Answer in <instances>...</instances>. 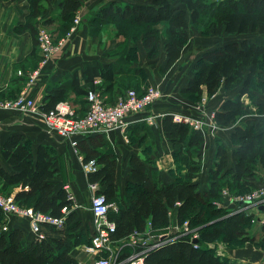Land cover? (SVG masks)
Returning a JSON list of instances; mask_svg holds the SVG:
<instances>
[{
  "label": "trees",
  "instance_id": "obj_1",
  "mask_svg": "<svg viewBox=\"0 0 264 264\" xmlns=\"http://www.w3.org/2000/svg\"><path fill=\"white\" fill-rule=\"evenodd\" d=\"M0 1L13 3L20 0ZM25 1L28 14L25 22L15 27V32H28L35 36V20L46 12V0ZM53 1L58 21L63 25L61 31L65 33L78 10L91 0ZM134 1L137 4L109 3L94 13L88 24H113L118 35L140 41L144 49L154 56L157 47L154 28L166 23L168 40L164 45L166 62L162 73H166L180 59L189 40L190 27L202 35L218 38L246 35L256 32L260 26L264 28V0ZM52 23L54 21L49 18L42 24L48 26ZM134 49L130 48L126 60L134 58ZM263 59L264 44L257 45L247 40L226 43L205 52L198 59L192 67V77L180 90L183 96L194 99H201L204 91L210 98L219 89L238 90L236 97L226 100L221 110L214 114L217 126L235 125L231 133L235 164L228 166L227 151L218 144L213 165L208 170V188L203 194L192 181L193 175L199 171V156L195 150L204 141L203 133L174 122L169 115L162 120L163 132L174 150L175 162L179 169L184 166L186 173L168 185L162 186L157 174L150 178L140 157L132 156L129 160L127 195L122 200L115 181L116 157L106 140H99L98 146L102 150L84 153L83 163L93 160L97 167L95 172L87 175L88 182L90 185L98 184L99 193L103 194L105 200L118 207L116 213L110 212L108 215L115 224L114 240L143 233L147 224L153 235L159 236L166 233L164 229L170 220L179 227L187 223L188 233L185 236L148 251L144 257L145 264H234L215 256L213 249L207 246L216 242L227 246L233 243L255 244L259 238L257 245L264 247V222L259 226V235L254 236L251 230L256 217L251 209L222 217L221 210L215 206L226 187L233 194L259 187L256 185L259 176L255 170L264 169V131L256 132L255 121L249 115L252 110L242 101V97L255 95L256 78L262 75L259 69ZM63 100H66L65 90L59 86L53 87L44 96L39 108L48 111ZM0 155L9 167L7 171L0 164V192L4 194L6 191V195H9L8 188L18 186L20 190L13 196L18 206L31 208L52 218H60L62 208L71 206L72 202L67 199L63 187L57 189L54 183L60 171L57 160L48 148L38 146L33 152L28 140L20 135H11L4 141ZM238 206L243 208L240 204ZM75 219L74 212L66 216L63 227L58 229L60 238L52 242L35 239L25 246L21 230L2 231L6 222L0 213V264H78L70 257V252L82 241L78 233L80 223ZM192 234L197 235V243L191 240ZM89 241L85 244H89ZM124 250L125 254L132 251L130 248Z\"/></svg>",
  "mask_w": 264,
  "mask_h": 264
},
{
  "label": "crops",
  "instance_id": "obj_2",
  "mask_svg": "<svg viewBox=\"0 0 264 264\" xmlns=\"http://www.w3.org/2000/svg\"><path fill=\"white\" fill-rule=\"evenodd\" d=\"M112 2L121 5L137 4L134 0H91L86 2L76 14L80 19V26L68 49L58 56L50 58L49 63L43 67L36 81L28 86L26 73L36 66L37 61H39V54L34 50L35 43L29 33L17 34L15 32V27L25 22L28 4L25 0L13 3L0 1V101L12 99L23 92L27 97L32 98L37 106H40L47 92L51 88L59 86L65 90V99L71 101L78 108V111L83 113L87 107L85 100L87 91L96 90L102 96L104 94L105 97L103 98L107 102H112L127 90H123L121 94L111 95L109 92L111 90L110 83L113 84L122 78L135 86L136 91H142L146 87L152 86L160 87L158 89L163 92L161 100L155 102L151 108L128 116L124 120L125 127L123 130H115L107 134H95L86 138H76L77 145L75 148L71 146L70 141L48 133L43 126L40 115L19 114L0 109V153L6 138L11 135H20L29 141L33 152L38 146H44L57 160L60 175L54 180L56 188L69 186L77 205L75 208L72 207L70 212L75 213V221L80 223L78 233H80L82 241L70 252V257L78 264H94L96 261L95 255L81 252V247L93 235L92 214L89 210L92 191L87 179L88 174L83 170L84 153H88V150H102V147L98 146L99 140L103 138L106 140L116 157L115 181L118 196L122 200L127 195V184L130 180L129 160L132 156L142 154L144 159L140 158V161L144 164L146 174L150 178L153 175H159L162 186L173 182L176 177L186 173V169L184 166L179 169L174 160V150L165 138L162 120L168 115L172 117V114L194 115L197 113L194 111L195 102L192 101L193 98L185 97L180 93V90L186 87L193 75V65L205 52L229 42L247 40L257 45L264 44V28L260 26L254 33L223 36L221 39L227 38L219 44L206 45V49L190 51L184 55L193 33H199L190 27L189 40L182 50L180 59L166 73H162L166 62L164 45L167 41L161 46L157 39L154 56H151L140 41L128 45L125 41L113 40L109 36L103 35L101 38L89 34V18L99 9ZM44 7L46 12L35 20V24L43 25L42 23L49 18L54 23L48 26L58 24V12L54 6V1L46 0ZM160 27L168 37L167 24L160 23L154 29L157 30ZM228 38L231 40H227ZM130 48H135V56L131 60H126L125 57ZM18 72H21L22 75H18ZM237 92V89L232 91L219 89L212 96L213 98H207L204 91L202 97L209 100L208 107L211 109L208 108L209 112L215 114L221 110L226 100L236 97ZM254 96H256L254 101L248 100V103L246 100V103L243 99L247 96H243L242 101L251 110H257V113L250 117L255 121V130L259 133L264 131V89L261 94L256 91ZM150 117H155L151 126L145 121ZM234 127L235 125L228 127L215 125L213 131H206L203 134L204 141L195 150L199 156L200 170L193 175L192 181L198 185L201 194L208 188V170L213 165L214 153L218 144L227 151L228 166L232 167L235 164L233 157L235 146L231 141V133ZM0 164L9 171V167L3 162L1 155ZM255 172L259 176L256 185L264 186V169L257 168ZM19 190L18 186H13L8 188V193L14 196ZM251 212L255 215L256 220L264 222V209L262 211L251 210ZM4 221L6 223L2 226V231L7 232L11 229L22 231L23 245L27 246L35 240L28 220L10 216L4 218ZM262 222H255L251 230L256 237L259 235V226ZM175 226V223L170 220L164 230L172 231ZM3 227H6V230H3ZM58 229L46 225L42 226L41 232L44 240L52 242L60 238ZM150 233L152 230L147 224L145 231L140 234L147 235ZM138 240V237L129 235L116 241L121 250L125 248L132 250L140 249L139 245L137 246ZM207 247L214 250L216 246L213 243ZM222 249L216 252V256L220 259H227L234 264H264V251L256 248L253 244H247L244 248L236 250H226L224 246Z\"/></svg>",
  "mask_w": 264,
  "mask_h": 264
},
{
  "label": "built area",
  "instance_id": "obj_3",
  "mask_svg": "<svg viewBox=\"0 0 264 264\" xmlns=\"http://www.w3.org/2000/svg\"><path fill=\"white\" fill-rule=\"evenodd\" d=\"M80 24V19L75 16L73 27L70 32L75 30V26ZM51 36L45 32H40L37 36L38 50L40 52L39 64L34 70L26 73L27 85H32L41 74L44 66L49 63L52 54L56 52V48L51 43ZM62 46V42L59 43ZM18 75H22L18 72ZM162 93L157 88L152 86L146 87L142 92L136 90H126L122 95H119L114 101L107 102L102 95L96 90H89L85 94L87 103L83 113L78 111V108L69 100H63L55 104L48 111H41L39 106L32 98H29L21 92L16 97L5 101H0V109L13 111L19 114H35L40 115L43 126L48 133L54 134L57 137L68 140L72 147H76V138H86L95 134H107L115 130H123L124 120L131 115L138 114L146 109H149L153 104L161 99ZM206 97L201 98L200 107L202 110L194 115L172 114V119L176 123H182L189 126L190 129L200 131L203 134L209 126L215 127L214 113L204 116V104ZM155 117L146 119L148 125H152ZM83 170L89 174L97 170L95 162L89 160L83 163ZM63 190L67 195V199L72 202L70 207H64L61 210L60 218H52L46 214L34 212L31 208L18 206L13 196L2 195L0 192V213L4 218L15 216L26 219L29 222L31 232L37 241L44 240L41 232L42 226H51L53 228H62L66 216L70 213L72 207H76L75 199L70 192L69 186H63ZM92 196L90 200L89 210L92 214L93 235L90 238L89 244L81 247V252L89 255H95L96 261L94 264H145V254L155 249L164 243L175 240L183 234L188 233L187 223L181 227L175 226L172 229L173 235L166 230L165 234L156 236L153 233L143 235L133 233L134 237H138L139 252L133 253L124 259L122 262L114 261L120 253L121 247L118 242L113 239L115 232V224L109 220L110 212L116 213L118 207L115 203H110L105 200L103 194L99 193V185H90ZM236 204L243 206L242 209L249 208L257 211L261 206L264 207V187L255 188L250 194L238 197L235 200ZM255 222H258L256 220ZM262 221H259L260 223ZM180 228L183 229L181 232ZM6 230V227H3ZM142 235V236H141ZM191 240H197V235L192 234ZM117 259V258H116Z\"/></svg>",
  "mask_w": 264,
  "mask_h": 264
},
{
  "label": "rangeland",
  "instance_id": "obj_4",
  "mask_svg": "<svg viewBox=\"0 0 264 264\" xmlns=\"http://www.w3.org/2000/svg\"><path fill=\"white\" fill-rule=\"evenodd\" d=\"M73 26L74 25L72 23V25L70 26L69 30L67 32H65V33H62L61 29H62L63 25L60 24L59 22H58V24L52 25L51 27L50 26L47 27V26H43V25H36L35 36H32L31 34H30V36L32 37V39H33V41L35 43L34 50L37 51V53L39 54L38 56H40V52L38 50L37 36H38V34L40 32L43 31L47 35H50L51 36V41H52L51 43L53 44V47L56 48V52L52 54V57H55V56H58L59 54L63 53L64 51H66L68 49V47L70 46V42H71L73 36H75V34L78 32V27L80 25H76L75 26V30L73 32H70V30H71V28ZM155 31H156V37L158 39V43H159V45L162 46V44L168 40V37L165 34L166 32H164L161 27H160V29H158V28H157V30L155 29ZM88 32H89V34L91 36H100L101 38H103V35L105 37L106 36L107 37L109 36L113 40L125 41L126 43H128V45L133 44V43H136V41H134V40H132L130 38H124L123 36L118 35L117 34V32H118L117 31V28L113 24H104V25H99V26L90 25L88 27ZM20 34H22V33H20ZM226 38L225 39H221V38L218 39V38H214L211 35H202V34L197 33V32L196 33H193V35L191 37V41H189V43L187 44V48H186V50L184 52V55H187V53L190 52V51H199V50L201 51L202 49H206L207 48L206 45H212V44H215L216 45V44H219V43L223 42L224 40H226ZM231 38H228L227 40H231ZM60 42H62V46L61 47L59 46V43ZM38 64H39V61H37L36 66L34 68H32L31 70H34L38 66ZM259 72L262 75L261 76H258L256 78V82L258 83L257 84V90L256 91H257L258 94H261V91L264 89L263 88V85L264 84H262V81L264 82V76H263L264 75V59H263V62L261 64V67L259 69ZM110 87H111V90H109V92H110L111 95L112 94H121V92L123 90H125V89H127V90L128 89H130V90H135L136 89L135 86H133L131 83H129L127 80H124L123 78L120 81L114 82L113 84L110 83ZM153 88H157L158 89L160 87H153ZM159 91L162 93V97H163L162 90L159 89ZM137 92L140 93L142 91H137ZM102 97H105L104 94H103ZM255 97L256 96L244 97L243 100H245V101L246 100L247 101L248 100H250V101L253 100L254 101L255 100ZM6 100H8V99H6ZM159 100H161V99H159ZM3 101H5V100H3ZM192 101L195 102V106H194L195 110L194 111L197 112V113L200 112L202 110V107L199 108L200 107V104H201V99H197V98L194 99L193 98ZM247 101H246V103H247ZM208 102H209V100H207L206 103L203 106L204 107V110L202 111V113H203L204 116H208L210 114L209 111L211 109H210V107H208V104H209ZM248 103H249V101H248ZM256 111L257 110H254V111L252 110V112H250L251 114H249V115H253L254 113H257ZM214 129H215L214 127L212 128V126H209L207 128V132H211ZM259 187H264V186H259ZM253 190L254 189H252V190L251 189L250 190H244L243 193L233 194V193H230L229 190L226 187V188H224L221 191V199H220V201H218V202L215 203V206H216V208H219L221 210L222 215H223L222 217H226L227 215L232 214L235 211H242L244 209L240 208V206H238V204L235 203V200L238 197H241V196H245V195L250 194ZM6 194H7L6 191L4 192V194L2 193V195H6ZM248 210H250V209H248ZM180 230H181V232L183 231L182 228H180ZM168 231L173 235V231H174L173 229H172V231L171 230H168ZM185 234H183L181 236H185ZM259 242H260V239L259 238H257L255 244H253V242H247L245 244L233 243L231 246H227V245L223 244L222 242H216V243H214L216 247H215L214 250H212V252L216 256V254H217L216 252L217 251H220V250H223L222 249L223 246H224V248H226V250L227 249L236 250V249L244 248L245 246H247V244H253L256 248L262 249V251H264V247H262L263 245L262 246L261 245L258 246L259 245ZM139 250L140 249H138V248L132 249V251L130 253L128 252L127 254H125L126 251L124 249L123 250H120V253L118 254V257L116 256L117 259L114 258V261H116L117 263L118 262H122L124 259L127 258L128 255H130L131 253H137V252H139Z\"/></svg>",
  "mask_w": 264,
  "mask_h": 264
},
{
  "label": "water",
  "instance_id": "obj_5",
  "mask_svg": "<svg viewBox=\"0 0 264 264\" xmlns=\"http://www.w3.org/2000/svg\"><path fill=\"white\" fill-rule=\"evenodd\" d=\"M138 156H139L142 160L144 159V157H143L142 154H138ZM263 209H264L263 206H261V207L259 208L260 211H262ZM193 243H197V240H193Z\"/></svg>",
  "mask_w": 264,
  "mask_h": 264
}]
</instances>
